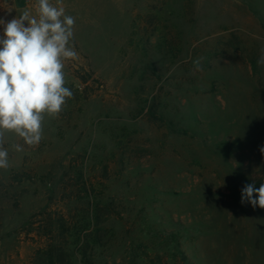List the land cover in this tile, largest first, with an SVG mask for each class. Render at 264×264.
I'll use <instances>...</instances> for the list:
<instances>
[{
  "label": "rangeland",
  "instance_id": "1",
  "mask_svg": "<svg viewBox=\"0 0 264 264\" xmlns=\"http://www.w3.org/2000/svg\"><path fill=\"white\" fill-rule=\"evenodd\" d=\"M63 8L73 96L44 114L38 145L4 133L0 264H41L48 225L79 220V196L104 221L93 264H187L178 245L192 264H264V209L241 203L246 184L264 183V0Z\"/></svg>",
  "mask_w": 264,
  "mask_h": 264
},
{
  "label": "clouds",
  "instance_id": "2",
  "mask_svg": "<svg viewBox=\"0 0 264 264\" xmlns=\"http://www.w3.org/2000/svg\"><path fill=\"white\" fill-rule=\"evenodd\" d=\"M36 15L25 9L9 21L0 19V168L8 167V151L3 147L4 133L14 132L29 146L42 139L44 114L62 111L72 91L65 86L64 61L76 59L70 46L74 17L65 14L50 0H37ZM257 60L264 65V49ZM199 70L200 60L194 61ZM22 151L20 145H15ZM264 154V147L260 148ZM264 209V183L257 188L246 184L241 203Z\"/></svg>",
  "mask_w": 264,
  "mask_h": 264
},
{
  "label": "trees",
  "instance_id": "3",
  "mask_svg": "<svg viewBox=\"0 0 264 264\" xmlns=\"http://www.w3.org/2000/svg\"><path fill=\"white\" fill-rule=\"evenodd\" d=\"M132 28L135 30V23H132ZM78 188L72 193L79 194ZM79 198L74 199L77 204L79 220L74 221V217H72L73 220H68L66 217L60 216L56 222H50L48 225L52 226L54 230L45 231L46 235L50 236V244L46 249L38 252L41 255L38 258L41 264H78L75 260L77 254H81L83 264H93L96 254L101 252L104 254V250L107 249L99 227L104 222L103 218L99 211L94 212L93 203L89 201L87 202L88 207H85L86 203L81 202L80 196ZM90 205L91 210H88ZM99 250L100 252H98ZM177 251L182 254L187 264H192L180 245L177 246ZM130 264H137V262L133 260Z\"/></svg>",
  "mask_w": 264,
  "mask_h": 264
},
{
  "label": "crops",
  "instance_id": "4",
  "mask_svg": "<svg viewBox=\"0 0 264 264\" xmlns=\"http://www.w3.org/2000/svg\"><path fill=\"white\" fill-rule=\"evenodd\" d=\"M32 1L33 0H11V2H9L10 5L7 6L4 5L3 8H0V17L2 16L3 20L9 21L11 20V18L7 19V17L5 16L7 10L18 11V13H21L25 9L29 10L30 8H32ZM72 1L78 2L80 0H50V3L57 7H63L64 5ZM91 1H95V0H91ZM8 6L9 9H7ZM2 33H3V27L0 26V35H2Z\"/></svg>",
  "mask_w": 264,
  "mask_h": 264
}]
</instances>
